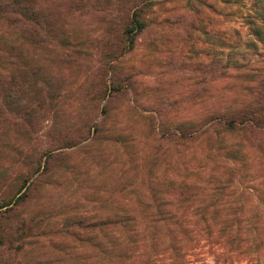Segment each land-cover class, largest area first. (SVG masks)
I'll return each instance as SVG.
<instances>
[{
	"label": "rangeland",
	"instance_id": "obj_1",
	"mask_svg": "<svg viewBox=\"0 0 264 264\" xmlns=\"http://www.w3.org/2000/svg\"><path fill=\"white\" fill-rule=\"evenodd\" d=\"M264 0H0V264H264Z\"/></svg>",
	"mask_w": 264,
	"mask_h": 264
},
{
	"label": "trees",
	"instance_id": "obj_2",
	"mask_svg": "<svg viewBox=\"0 0 264 264\" xmlns=\"http://www.w3.org/2000/svg\"><path fill=\"white\" fill-rule=\"evenodd\" d=\"M264 10V9H263Z\"/></svg>",
	"mask_w": 264,
	"mask_h": 264
}]
</instances>
